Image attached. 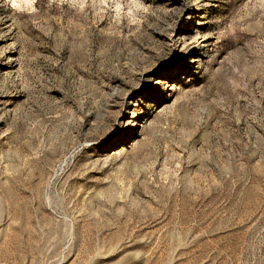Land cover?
<instances>
[{"label": "rangeland", "instance_id": "rangeland-1", "mask_svg": "<svg viewBox=\"0 0 264 264\" xmlns=\"http://www.w3.org/2000/svg\"><path fill=\"white\" fill-rule=\"evenodd\" d=\"M119 2L0 0V264H264V0Z\"/></svg>", "mask_w": 264, "mask_h": 264}, {"label": "clouds", "instance_id": "clouds-1", "mask_svg": "<svg viewBox=\"0 0 264 264\" xmlns=\"http://www.w3.org/2000/svg\"><path fill=\"white\" fill-rule=\"evenodd\" d=\"M8 2L11 4V6L20 11L23 12L25 8H31L34 0H8ZM101 4H104L106 0H100ZM81 7H84L83 4H81ZM144 6L141 3V0H129L127 5V17L130 20V23L137 24L140 21L137 20L135 13L143 9ZM124 10V6L119 2V0H115V12L119 14ZM146 10V9H145Z\"/></svg>", "mask_w": 264, "mask_h": 264}, {"label": "bare ground", "instance_id": "bare-ground-1", "mask_svg": "<svg viewBox=\"0 0 264 264\" xmlns=\"http://www.w3.org/2000/svg\"><path fill=\"white\" fill-rule=\"evenodd\" d=\"M187 2V1H186ZM189 2V1H188ZM207 2V1H206ZM205 2V3H206ZM194 3V2H193ZM198 3V2H197ZM184 4V3H183ZM187 4V3H186ZM184 5V9H187L188 7H187V5ZM204 4V3H203ZM189 5V4H188ZM200 5V4H199ZM205 5V4H204ZM183 8V7H182ZM184 14V13H183ZM189 15H192V14H190L189 13ZM186 16H188V15H186ZM197 17V16H196ZM200 18H202V14L199 16V18L198 19H200ZM175 29V28H174ZM174 29H172L171 28V30L166 34L167 35V37H165V38H168V40H169V46L168 47H170V51L169 52H171L172 54L174 53H179L180 51H182L184 48H185V45H186V41L185 40H181V37L179 38V39H177V40H174V41H172V39H171V37H172V35H173V33L175 32V30ZM196 31H198V30H196ZM196 33V35H198L197 34V32H195ZM195 35V34H194ZM195 35V36H196ZM188 37H193V35L191 36H189L188 35ZM195 38V37H194ZM185 39V38H184ZM190 39V38H189ZM188 47V46H187ZM8 57V61H10L11 62V65H5L4 67H3V69L5 70V71H8V70H10V69H12V66H13V58H12V56H7ZM10 72V71H9ZM10 74V73H9ZM158 82V81H157Z\"/></svg>", "mask_w": 264, "mask_h": 264}]
</instances>
